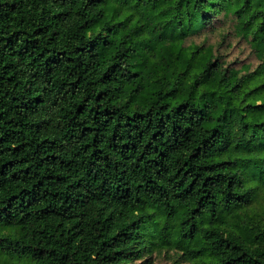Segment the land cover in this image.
Returning a JSON list of instances; mask_svg holds the SVG:
<instances>
[{
	"label": "trees",
	"instance_id": "obj_1",
	"mask_svg": "<svg viewBox=\"0 0 264 264\" xmlns=\"http://www.w3.org/2000/svg\"><path fill=\"white\" fill-rule=\"evenodd\" d=\"M217 16L252 71L191 41ZM259 187L264 0H0L2 254L264 264L241 215Z\"/></svg>",
	"mask_w": 264,
	"mask_h": 264
},
{
	"label": "rangeland",
	"instance_id": "obj_2",
	"mask_svg": "<svg viewBox=\"0 0 264 264\" xmlns=\"http://www.w3.org/2000/svg\"><path fill=\"white\" fill-rule=\"evenodd\" d=\"M212 23L208 32L192 37L191 41L197 44L204 42L211 44L215 47V53L229 66L236 69L247 67L252 71L258 65V60L248 43L235 34L232 20L217 16L212 19ZM241 215L247 224L246 229L259 231L264 227V188L256 189L254 200ZM14 234L13 230H4L0 232V237ZM134 263L201 264L199 261H185L180 247H172L152 254L143 253ZM0 264H28V262L24 258L6 256L0 252Z\"/></svg>",
	"mask_w": 264,
	"mask_h": 264
}]
</instances>
